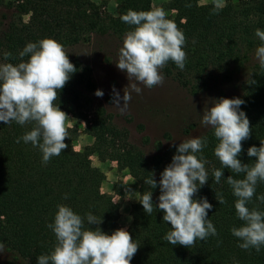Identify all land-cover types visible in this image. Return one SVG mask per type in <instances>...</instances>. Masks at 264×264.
Returning a JSON list of instances; mask_svg holds the SVG:
<instances>
[{
    "label": "trees",
    "instance_id": "1",
    "mask_svg": "<svg viewBox=\"0 0 264 264\" xmlns=\"http://www.w3.org/2000/svg\"><path fill=\"white\" fill-rule=\"evenodd\" d=\"M199 1L169 0L163 7L167 18L184 32L186 62L181 70L169 61L161 73L192 94L232 83L250 55L264 44L256 36L257 29L264 31V0L228 1L217 13H213V3L201 5ZM187 3L191 7H186ZM152 7V0H121L113 16L104 9V3L92 0H0V9L9 15L7 24L0 22V64H18L19 52L28 43L44 38L57 40L65 49L88 43L93 35L123 38L132 26L124 23L121 16L129 9L148 11ZM6 52L12 54L7 60ZM69 59L77 71L60 90L55 104L84 123V133L93 138L91 146L76 151L77 132L68 128V148L45 164L38 147L23 140L16 142L33 124L21 126L13 121L7 125L0 121V244L12 253L15 264H37L40 255L51 253L57 241L47 225L54 223L60 204L81 215L86 229L95 227L87 222L89 213L103 220L99 227L109 235L119 229V206L112 195L101 190L105 175L92 165V156L101 162H115L119 170L127 171L138 183L141 194L153 192L157 209L154 206L150 216L138 201L132 206L127 230L140 247L131 264H264V246L259 252L255 248L242 249L238 246L242 241L231 232L243 222L235 210L237 198L226 181L231 171L225 168L220 182L214 181L213 171L223 170L214 154L219 143L214 129L201 136L207 138L203 156L208 161L205 167L209 180L193 198L206 197L213 205L208 218L217 235L206 241L197 240L190 248L173 246L163 239L171 225L163 221L164 213L158 210L159 186L152 189L144 180L152 173L155 178L160 167L172 162L179 144L147 157L141 146L130 142L128 131L115 125L106 108L94 103L97 84L91 67L75 56L69 55ZM247 78L255 79L256 84L249 85ZM247 78L241 82L236 98L245 101L241 110L250 120L252 134L242 142L243 151L238 158L243 163H254L256 158H250L247 150L253 145L260 147L264 140V68L259 62L252 66ZM216 192L223 195L225 204L219 203ZM115 194L123 195L121 190ZM260 195H264V182H258L248 204L250 209L264 211V203L258 200Z\"/></svg>",
    "mask_w": 264,
    "mask_h": 264
},
{
    "label": "clouds",
    "instance_id": "2",
    "mask_svg": "<svg viewBox=\"0 0 264 264\" xmlns=\"http://www.w3.org/2000/svg\"><path fill=\"white\" fill-rule=\"evenodd\" d=\"M224 6V0H213V13ZM186 7L191 4L187 3ZM167 17L164 8L158 6L148 11L129 9L121 16L124 23L132 26L125 35L116 62L117 68L126 72L129 84L124 87L122 97L113 86L111 100V106L121 115L127 112L133 92L140 94L142 87L151 89L163 84L161 70L169 61L181 70L185 67L186 37ZM256 36L264 41V31L257 29ZM68 54L63 44L53 38H44L38 43H28L19 52L21 62L18 64H0V121L7 125L13 121L21 126L33 124L32 129L16 142L23 140L25 144L38 147L45 164L68 148L65 139L68 138L69 116L55 104L60 90L77 71ZM11 56L10 52L4 53L5 60ZM26 56L30 58L24 61ZM255 57L264 68V44L257 48ZM247 83L255 85L256 80L247 78ZM95 95L102 97L104 93L97 90ZM244 103L241 98L213 99L212 106L204 108L201 124L214 129V136L219 141L214 154L223 170L213 171L215 183L220 182L225 168L232 173L226 181L237 198L235 210L243 224L233 227L231 232L242 241L238 245L240 248H255L259 252L264 246V211L250 209L248 204L258 182H264V140H261L260 147L253 145L247 150L250 158H256L252 160L254 163H243L238 158L243 151L242 142L252 134L250 120L241 110ZM206 144V137L183 140L176 147L172 162L160 174L159 182L154 173L144 180V184L152 189L159 186L158 210L164 213L163 221L171 225L163 239L173 246L190 248L197 240L206 241L209 236L217 235L208 218L213 205L206 197L193 198L209 180L205 167L208 161L203 156ZM239 176L243 178H236ZM125 197L137 200L149 216L154 206L157 209L152 191L141 194L128 190ZM67 198L65 195L64 199ZM216 199L221 205L226 203L223 195L217 192ZM258 200L264 203V195ZM87 222L95 227L86 229L81 215L70 206L58 205L54 223L47 225L57 242L50 254L37 258V264H131L140 246L126 228H119L109 235L99 227L103 220L89 213ZM2 248L0 244V250Z\"/></svg>",
    "mask_w": 264,
    "mask_h": 264
},
{
    "label": "rangeland",
    "instance_id": "3",
    "mask_svg": "<svg viewBox=\"0 0 264 264\" xmlns=\"http://www.w3.org/2000/svg\"><path fill=\"white\" fill-rule=\"evenodd\" d=\"M98 4L104 3V9L111 15L117 14L121 0H92ZM169 0H152V6L164 7ZM228 1L224 0V4ZM213 0H200L199 4H210ZM26 19V18H25ZM8 12L0 9V22L7 24ZM123 38L107 35H93L88 43H81L66 48L70 56L77 57L83 64L89 65L93 71V77L97 84V90L103 91L104 95L98 97L93 94L94 103L103 105L107 112L113 116V122L119 128L126 129L129 140L143 148L147 157L160 155L170 146L180 144L183 140L194 136H202L211 127L201 124L205 106L211 107L213 99L236 98L240 93V84L250 74L252 66L258 62L255 53L250 55V60L235 75L234 81L208 91L192 94L188 89L179 86L170 78L164 77L162 85L151 89L142 87V92L131 94L128 110L121 115L111 106L113 86L123 96V89L129 84L126 72L116 66L119 49L123 46ZM122 102V101H121ZM67 120V128L76 130L77 137L74 149L82 151L84 147L93 144V138L84 133V123L73 119L70 115ZM94 167L100 165L96 156L91 157ZM106 162V161H105ZM113 164V165H110ZM160 167L155 178L159 182L160 174L168 166ZM108 167H96L105 175V181L101 186L103 192H111L114 202L119 206V228H128L132 221L131 210L135 199H125L126 191L138 192V183L125 170H119L115 162L109 161ZM114 166L115 172H111ZM104 170V171H103ZM106 173V174H105ZM122 191L123 195L115 193ZM108 194V193H107ZM131 217V219H129ZM12 253L3 246L0 250V264H15Z\"/></svg>",
    "mask_w": 264,
    "mask_h": 264
},
{
    "label": "crops",
    "instance_id": "4",
    "mask_svg": "<svg viewBox=\"0 0 264 264\" xmlns=\"http://www.w3.org/2000/svg\"><path fill=\"white\" fill-rule=\"evenodd\" d=\"M100 163V165H96V167H101V166H104V167H108L109 168V166H108V163H109V161H106V162H99ZM110 165H113V164H110ZM110 168H112V171H110V174H111V172L113 173V172H115L116 173V169H115V167L114 166H110ZM104 171V170H103ZM106 174V173H105ZM103 185V184H102ZM106 193H108V194H110L111 192H106Z\"/></svg>",
    "mask_w": 264,
    "mask_h": 264
}]
</instances>
